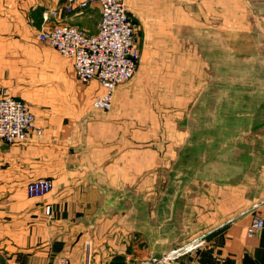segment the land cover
I'll list each match as a JSON object with an SVG mask.
<instances>
[{
  "label": "crops",
  "instance_id": "0c3cea01",
  "mask_svg": "<svg viewBox=\"0 0 264 264\" xmlns=\"http://www.w3.org/2000/svg\"><path fill=\"white\" fill-rule=\"evenodd\" d=\"M65 2L0 0V86L31 106L42 131L23 142L0 141V264H52L62 258L69 264H139L195 239L201 245L180 257L179 264H264V226L257 236L245 233L255 216L264 223V197L255 208L253 196L242 208L213 211L211 224L185 235L177 224L179 202L193 181L179 159L168 164L166 181L180 190L171 217L160 222L163 147L149 138L151 132L160 134L159 124L144 126L139 114L130 113L123 88L115 92L111 112L92 111V100L104 93L98 81L80 83L72 60L37 40L41 29L61 23L96 32L100 10L94 4L78 16L42 20L45 10ZM218 103L227 104L220 98ZM238 111L236 117L244 116ZM201 114L196 111V117ZM225 162L210 165L213 174L199 182L236 183L238 164H229L230 169ZM38 179L52 180L54 189L30 198L26 185ZM214 194L224 205L239 199L231 190ZM209 195L206 203L215 199ZM162 225L167 232H161Z\"/></svg>",
  "mask_w": 264,
  "mask_h": 264
},
{
  "label": "rangeland",
  "instance_id": "374dc122",
  "mask_svg": "<svg viewBox=\"0 0 264 264\" xmlns=\"http://www.w3.org/2000/svg\"><path fill=\"white\" fill-rule=\"evenodd\" d=\"M125 3L140 61L115 92L126 90V107L143 118L144 126L161 127L158 136L149 135L163 147L158 192L167 188L170 162L179 159L177 165L187 167L193 182L179 202L178 226L185 235L196 234L211 224L213 211L242 208L253 196L258 205L264 197V0ZM219 98L227 104L220 106ZM239 109L244 116H235ZM196 111L203 114L196 117ZM223 160L230 169L229 164H238L236 183L199 182L213 174L210 165ZM216 190L238 192L239 199L224 205ZM207 192L215 199L206 203Z\"/></svg>",
  "mask_w": 264,
  "mask_h": 264
},
{
  "label": "built area",
  "instance_id": "2783aa9c",
  "mask_svg": "<svg viewBox=\"0 0 264 264\" xmlns=\"http://www.w3.org/2000/svg\"><path fill=\"white\" fill-rule=\"evenodd\" d=\"M92 4L97 5L100 10V21L95 33L90 34L76 26L61 23L48 29L43 28L36 37L40 43L72 60L75 77L80 83L98 81L104 93L94 97L91 108L108 112L112 107L116 87L134 76L140 61V53L134 40V26L125 0H66L62 7L45 10L42 20L48 22L49 19L78 16ZM31 134H42L35 124L31 106L11 97L0 86V141L6 144L23 142ZM25 189L28 197L40 198L52 192L54 184L50 179H38L29 182ZM255 207L257 205L253 206ZM49 210V206H46L45 213L48 215ZM263 226V220L255 216L245 229L246 236H257ZM201 243L199 239H195L190 244L139 264H179L180 257L190 253ZM7 264L23 263L12 261ZM52 264H69V261L62 258Z\"/></svg>",
  "mask_w": 264,
  "mask_h": 264
},
{
  "label": "water",
  "instance_id": "95a60500",
  "mask_svg": "<svg viewBox=\"0 0 264 264\" xmlns=\"http://www.w3.org/2000/svg\"><path fill=\"white\" fill-rule=\"evenodd\" d=\"M179 184H175V183H171L170 185H168V187L165 190V193L163 195V197L161 198V204L159 205V209L157 212V216L161 221L163 220H167L171 217L172 215V204L174 202V198H175V193L177 191H179ZM161 232L165 233L167 232V228L163 227V225L161 226ZM166 254V252L163 253V255Z\"/></svg>",
  "mask_w": 264,
  "mask_h": 264
}]
</instances>
